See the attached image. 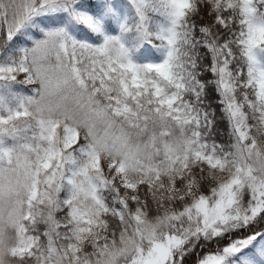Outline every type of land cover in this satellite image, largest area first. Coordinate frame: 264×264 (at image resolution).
I'll return each instance as SVG.
<instances>
[{"label":"snow or ice","instance_id":"6c2138e0","mask_svg":"<svg viewBox=\"0 0 264 264\" xmlns=\"http://www.w3.org/2000/svg\"><path fill=\"white\" fill-rule=\"evenodd\" d=\"M0 264H264V0H0Z\"/></svg>","mask_w":264,"mask_h":264}]
</instances>
